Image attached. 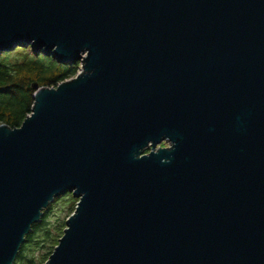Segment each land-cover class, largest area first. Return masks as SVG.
<instances>
[{"label": "water", "instance_id": "water-1", "mask_svg": "<svg viewBox=\"0 0 264 264\" xmlns=\"http://www.w3.org/2000/svg\"><path fill=\"white\" fill-rule=\"evenodd\" d=\"M30 45L82 67L0 124V264L67 192L44 264H264V0H0Z\"/></svg>", "mask_w": 264, "mask_h": 264}, {"label": "trees", "instance_id": "trees-1", "mask_svg": "<svg viewBox=\"0 0 264 264\" xmlns=\"http://www.w3.org/2000/svg\"><path fill=\"white\" fill-rule=\"evenodd\" d=\"M80 62L63 63L44 50L18 46L0 55V124L18 127L32 113L34 93L39 86H57L58 83L76 76ZM75 201L72 193L65 195ZM73 204L64 217L50 221L53 204L43 212L41 220L33 224L26 235L14 264L45 263L67 227L66 219L75 211ZM75 208V209H74Z\"/></svg>", "mask_w": 264, "mask_h": 264}, {"label": "rangeland", "instance_id": "rangeland-1", "mask_svg": "<svg viewBox=\"0 0 264 264\" xmlns=\"http://www.w3.org/2000/svg\"><path fill=\"white\" fill-rule=\"evenodd\" d=\"M29 47V46H28ZM17 48V47H16ZM50 54V53H49ZM52 55V54H51ZM81 67H82V62L80 61V69L79 71L81 70ZM162 146H168V143L166 142H163L161 144ZM149 150H147L146 152H148ZM67 193H72L73 195V192H67ZM62 194L58 197H56L54 199L53 202H51L50 204H53V212L50 216V221L51 222H55L57 220V218H62L64 217L63 214H67L68 213V208L71 207L73 204H75V201H73V199H70V198H67L65 197V195L67 194ZM73 197L75 198V200L77 201L76 204H75V207L77 206V203H78V200L79 198L78 197H75L73 195ZM49 207V206H48ZM75 209V208H74ZM67 220V219H66ZM44 264V263H43Z\"/></svg>", "mask_w": 264, "mask_h": 264}]
</instances>
